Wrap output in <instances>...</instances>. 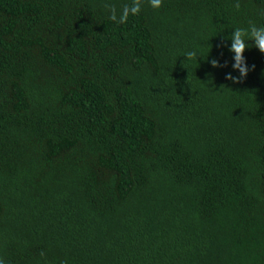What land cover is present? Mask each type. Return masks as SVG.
Segmentation results:
<instances>
[{
  "label": "trees",
  "instance_id": "1",
  "mask_svg": "<svg viewBox=\"0 0 264 264\" xmlns=\"http://www.w3.org/2000/svg\"><path fill=\"white\" fill-rule=\"evenodd\" d=\"M236 2L0 0V264H264L254 41L226 79L264 0Z\"/></svg>",
  "mask_w": 264,
  "mask_h": 264
},
{
  "label": "clouds",
  "instance_id": "2",
  "mask_svg": "<svg viewBox=\"0 0 264 264\" xmlns=\"http://www.w3.org/2000/svg\"><path fill=\"white\" fill-rule=\"evenodd\" d=\"M163 0H148L150 6L154 9H158L162 6ZM143 0H131V3H126L117 13V9L114 5L105 4V8L109 12V19L119 24H125L128 21L129 16H137L142 11ZM234 7L238 10L240 4L237 2ZM231 45L229 51L234 53L232 68L239 71V76H232L230 73L226 75V79L234 82H240L242 78H245L249 72V67L246 64L244 52L249 45L246 41H254V46L261 52L264 53V27H257L254 23L249 21L248 28H235L230 35ZM186 60H197V51H187L183 54ZM207 58V57H206ZM213 67H224L227 66V62L224 65H220L219 61L212 59L210 61ZM255 67L254 65L252 66Z\"/></svg>",
  "mask_w": 264,
  "mask_h": 264
}]
</instances>
